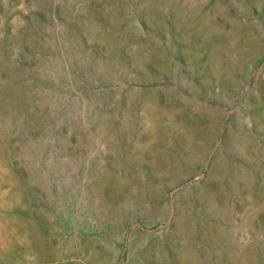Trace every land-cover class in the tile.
I'll use <instances>...</instances> for the list:
<instances>
[{
	"label": "rangeland",
	"instance_id": "rangeland-1",
	"mask_svg": "<svg viewBox=\"0 0 264 264\" xmlns=\"http://www.w3.org/2000/svg\"><path fill=\"white\" fill-rule=\"evenodd\" d=\"M67 2L0 0V264H264V0ZM133 7L159 42L96 31Z\"/></svg>",
	"mask_w": 264,
	"mask_h": 264
},
{
	"label": "water",
	"instance_id": "water-1",
	"mask_svg": "<svg viewBox=\"0 0 264 264\" xmlns=\"http://www.w3.org/2000/svg\"><path fill=\"white\" fill-rule=\"evenodd\" d=\"M67 1L68 0H33V2L36 3V10L31 14L32 25H35V28L44 36H48V29H54L62 23L72 21L77 22L80 28L83 29V26L89 22V18L80 11V9L70 7ZM97 2L98 0H87L88 6H94ZM135 10L136 8L133 7L131 14L125 18V21L121 26L118 27L113 22H106L103 25H98L96 31L103 36L108 35L115 38L119 37L121 34L124 35L128 32H133L134 36L132 45L150 44L156 41L159 42V39H162V37L159 38L153 35L148 26L145 25L144 20L137 15ZM49 34L52 38V33L49 32ZM87 51L92 52L93 60H96L99 54V47H94L88 44ZM27 52L32 53V48L28 49ZM94 72L98 75L95 79L91 78L92 71H90L89 68L86 66L82 67V73L84 74L86 81L82 83L80 87L85 91L92 93V96L95 95V92L98 89L116 91L123 88L128 89L133 85H139V82H130L122 76L114 79H101L99 75H104L105 72L98 64L94 65ZM163 84L166 83L160 82L158 85L160 86ZM176 84L177 83H174L172 85L176 86ZM198 99L205 105L213 103L218 107L226 108L224 104L217 102L214 99L212 100V98L199 96ZM209 175L210 174H208V176ZM204 214H208V211L205 210ZM171 221L174 224L176 220Z\"/></svg>",
	"mask_w": 264,
	"mask_h": 264
}]
</instances>
